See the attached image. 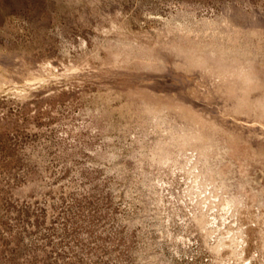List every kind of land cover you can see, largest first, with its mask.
<instances>
[{"label": "rangeland", "instance_id": "obj_1", "mask_svg": "<svg viewBox=\"0 0 264 264\" xmlns=\"http://www.w3.org/2000/svg\"><path fill=\"white\" fill-rule=\"evenodd\" d=\"M0 264H264V0H0Z\"/></svg>", "mask_w": 264, "mask_h": 264}]
</instances>
